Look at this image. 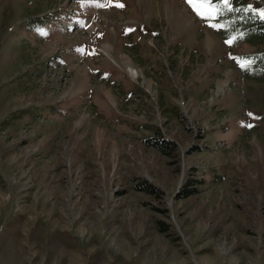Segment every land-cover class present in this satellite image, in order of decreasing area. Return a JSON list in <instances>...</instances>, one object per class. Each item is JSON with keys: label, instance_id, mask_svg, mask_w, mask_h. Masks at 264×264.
<instances>
[{"label": "rangeland", "instance_id": "obj_1", "mask_svg": "<svg viewBox=\"0 0 264 264\" xmlns=\"http://www.w3.org/2000/svg\"><path fill=\"white\" fill-rule=\"evenodd\" d=\"M209 5L0 0V264H264V0Z\"/></svg>", "mask_w": 264, "mask_h": 264}, {"label": "trees", "instance_id": "obj_2", "mask_svg": "<svg viewBox=\"0 0 264 264\" xmlns=\"http://www.w3.org/2000/svg\"><path fill=\"white\" fill-rule=\"evenodd\" d=\"M234 1L235 0H228L229 6L233 7L234 14L241 12L243 15H244V13H246V15H248V16L251 15L249 13V11H247V9H246L247 7L245 5V0H237L236 3ZM256 21H257V23H262L261 19L256 18ZM251 32L255 34L256 39L260 40V39L264 38V31H262L261 29H258V28L251 29ZM145 142L147 143V145L152 146V147H156V148L160 149L161 151H163L164 153L168 152L169 148L172 146L170 142H168L165 139H162L160 137V135L158 134V132H156V134L152 138L145 139ZM137 189L142 190V191H147V192H150V190H151L150 187H148V185L145 184L144 182L141 184H138ZM193 192H194L193 189H190V190L185 189L181 193V196L186 197V196L193 194Z\"/></svg>", "mask_w": 264, "mask_h": 264}, {"label": "snow or ice", "instance_id": "obj_3", "mask_svg": "<svg viewBox=\"0 0 264 264\" xmlns=\"http://www.w3.org/2000/svg\"><path fill=\"white\" fill-rule=\"evenodd\" d=\"M224 2L227 3V0H224ZM189 3L197 10L198 14H205L211 8V5L208 8H204V0H200L199 6L193 0H189ZM261 14L264 15V12ZM241 67H244L243 63H241Z\"/></svg>", "mask_w": 264, "mask_h": 264}, {"label": "bare ground", "instance_id": "obj_4", "mask_svg": "<svg viewBox=\"0 0 264 264\" xmlns=\"http://www.w3.org/2000/svg\"><path fill=\"white\" fill-rule=\"evenodd\" d=\"M127 67H128V71L130 72L131 76L135 78L136 75H135V72H133V68L131 66H127Z\"/></svg>", "mask_w": 264, "mask_h": 264}]
</instances>
